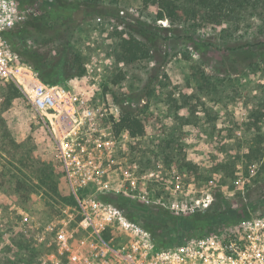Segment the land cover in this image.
Here are the masks:
<instances>
[{"label":"rangeland","instance_id":"1","mask_svg":"<svg viewBox=\"0 0 264 264\" xmlns=\"http://www.w3.org/2000/svg\"><path fill=\"white\" fill-rule=\"evenodd\" d=\"M44 1L25 8L36 11L30 16L40 15L48 34L18 45L22 63L33 68L23 55L39 51L51 59L66 46L86 71L61 84L91 92L95 82L100 105L126 98L124 107L131 101L137 113L153 118L145 135L129 139V172L156 197L149 203L130 197L123 209L156 227L161 224L154 216L163 211L165 245L215 232L243 216L244 206L264 213V51L257 49L264 43V0H230L221 25L158 20L157 6L144 0H66L75 7L74 22L68 23L53 11L42 12L56 0ZM141 24L150 25L152 43L129 31L128 25ZM131 37L142 44L134 61L123 51ZM242 49L249 52L230 66ZM101 57L102 70L93 66ZM86 64H92L95 80L86 81ZM0 86V97L11 99L4 110L0 98V264H37L50 250L46 228L55 215L43 202L38 178L45 171L58 174L62 199L70 191L44 121L18 85ZM156 175L164 188L153 182ZM114 196L121 197L107 198Z\"/></svg>","mask_w":264,"mask_h":264},{"label":"built area","instance_id":"2","mask_svg":"<svg viewBox=\"0 0 264 264\" xmlns=\"http://www.w3.org/2000/svg\"><path fill=\"white\" fill-rule=\"evenodd\" d=\"M35 12L22 9L17 0H0V81L18 85L49 129L75 201L58 205L46 228L50 250L37 264H264V213L248 209L247 217H236L215 232L165 245L141 218H131L126 209L104 199L114 193L149 203L156 196L141 189L140 178L129 172L133 137L117 133L114 123L122 110L114 100L100 105L94 95L101 93L92 81L91 92L47 85L13 50L6 34ZM93 62L105 67L102 57ZM91 66L86 64V81L95 80ZM153 182L165 186L158 175ZM179 186L177 181L173 195Z\"/></svg>","mask_w":264,"mask_h":264},{"label":"trees","instance_id":"3","mask_svg":"<svg viewBox=\"0 0 264 264\" xmlns=\"http://www.w3.org/2000/svg\"><path fill=\"white\" fill-rule=\"evenodd\" d=\"M20 7L25 9L29 6H37L45 2L44 0H17ZM53 5L44 4L43 11H53L59 16H63L68 23L74 22L73 10L74 5L71 2L66 0H56L53 1ZM145 5L154 4L157 6L158 10V20L168 18L170 21L175 19L180 20H200L203 25L216 24L221 25L224 18V8L225 5L233 4L234 2H229L227 0H144ZM95 5V4H94ZM93 5V6H94ZM129 31L133 34H139L140 36L146 38L149 43H152V39H148V33H150V25L141 24V27L138 25H128ZM163 31H167L166 28H163ZM47 32V33H46ZM58 31L49 32L51 34H57ZM48 34L41 24L40 15L30 16L21 26L15 30L6 34L7 40L11 43L12 48L18 54H21V51L18 48V45H23L24 40L29 37L36 36H45ZM52 40V39H51ZM258 50L264 51V43L260 44L257 48ZM123 51L127 54L126 58H131V60H137L138 54L142 51V44L138 43L131 37L130 40H125L123 45ZM246 49H242L237 53L233 54V58L229 61V65H234L238 62L240 56L243 53H247ZM253 52V51H252ZM26 58V61L31 63L33 69L36 71L38 77L41 81L47 85L61 84L63 79L69 78L71 76H82L86 68L80 56L75 55L72 51L66 46H62L56 55L51 59H48V56L39 51H31L27 55H23ZM72 71H75L72 73ZM5 84L4 81H0V84ZM1 88V86H0ZM4 92V91H3ZM10 96V95H9ZM12 97V96H11ZM1 99L5 100V108L9 109L11 99H8L7 96L1 95ZM126 98H122L117 101L118 106L121 108L122 113L120 120L115 122V129L118 134L127 133L129 136L134 138H139L145 135L148 125L154 123L146 111L137 113L134 108L131 106V101L129 105L124 107ZM128 99H132V96ZM138 99H142L139 97ZM155 116V115H152ZM62 168V174L65 178V172ZM20 172L23 171L21 168H18ZM45 178H41L38 183V187L43 188L42 195L44 196V203L47 206L53 207L55 214L58 212V205L64 204H75L74 198L70 196L68 199H62L58 191V177L48 171L43 173ZM54 176V177H53ZM44 179L47 180V183L44 182ZM66 180V178H65ZM44 183V184H42ZM42 196V197H43ZM106 201L115 202L118 207H125L127 209L130 204L128 199L121 198L118 196L111 197L110 200L105 197ZM134 212V211H133ZM242 213L245 217L248 216V209L246 206L242 208ZM131 218H134V213L130 215ZM155 224L160 223L159 227L153 225H146L145 227L149 230L159 241V243L164 244L163 241L166 238L165 228L163 224L166 220L165 214L163 211L158 212L154 216ZM163 224V225H162ZM34 264V262L32 263Z\"/></svg>","mask_w":264,"mask_h":264},{"label":"water","instance_id":"4","mask_svg":"<svg viewBox=\"0 0 264 264\" xmlns=\"http://www.w3.org/2000/svg\"><path fill=\"white\" fill-rule=\"evenodd\" d=\"M82 15H83V11H79L77 14H76V19H81V17H82Z\"/></svg>","mask_w":264,"mask_h":264}]
</instances>
